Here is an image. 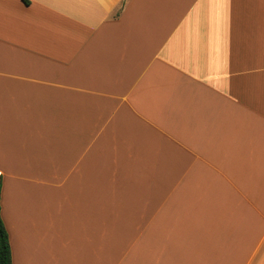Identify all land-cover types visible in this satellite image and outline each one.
<instances>
[{"label":"crops","instance_id":"obj_1","mask_svg":"<svg viewBox=\"0 0 264 264\" xmlns=\"http://www.w3.org/2000/svg\"><path fill=\"white\" fill-rule=\"evenodd\" d=\"M11 264H264V0H0Z\"/></svg>","mask_w":264,"mask_h":264},{"label":"trees","instance_id":"obj_2","mask_svg":"<svg viewBox=\"0 0 264 264\" xmlns=\"http://www.w3.org/2000/svg\"><path fill=\"white\" fill-rule=\"evenodd\" d=\"M0 264H11L8 234L0 216Z\"/></svg>","mask_w":264,"mask_h":264}]
</instances>
